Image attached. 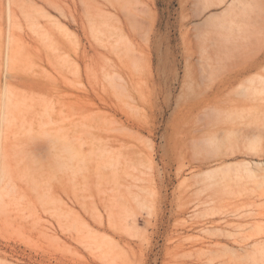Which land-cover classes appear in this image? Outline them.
<instances>
[{"label":"rangeland","instance_id":"obj_1","mask_svg":"<svg viewBox=\"0 0 264 264\" xmlns=\"http://www.w3.org/2000/svg\"><path fill=\"white\" fill-rule=\"evenodd\" d=\"M232 1L0 0V264H264V189L211 182L264 120V0Z\"/></svg>","mask_w":264,"mask_h":264},{"label":"bare ground","instance_id":"obj_2","mask_svg":"<svg viewBox=\"0 0 264 264\" xmlns=\"http://www.w3.org/2000/svg\"><path fill=\"white\" fill-rule=\"evenodd\" d=\"M227 4H228V0H218V5H227ZM230 4H231V10L227 14L225 21L220 22V24L223 26L224 25H227L229 27L234 26L233 22L235 21L233 20L236 18L239 11H241L238 9H243V7L241 6L242 4L241 0H233ZM13 11H12V15H13ZM12 15L11 17L13 19ZM237 32L239 33V31ZM10 52H11V48L9 46L8 47V59H10L11 57ZM262 84H263V87L261 90L264 91V80ZM247 90H250V88H247ZM6 96L7 98L3 100L4 103L2 105V112H3L2 119H3L4 126H5L4 130L6 131V134L4 136L5 139H7L8 136L10 135L9 122L11 121L10 119L11 116L15 115V111L13 110L14 106L15 107L17 106V105H14V102L11 96H8V95ZM238 114L237 115L230 114L229 115L230 123L226 127L225 132L217 134L215 136V140L212 139L213 137L211 138V140H213V142H211L212 145L215 146L219 152V154L216 156L217 158L215 159L218 162L217 166L219 168L212 171L213 173L211 174V182L212 184L214 183V185L215 184L218 185L220 188V191L224 193V196H223L224 201L226 200V195H228L230 192L236 193L240 191V189H244V188L252 189V190H257V188L264 189V124L260 123V121H264L262 119L263 116H261L259 112H256V111L253 112L252 108L249 109L248 111H243L242 114H239V115ZM44 148H45V145L42 143L37 145L36 147V149L40 151L42 150L44 151ZM43 151L40 153V155L43 154ZM237 159H241V162L238 165L225 166V164L229 162L230 160H237ZM4 190L5 189H3V191ZM14 191H16V189ZM8 195H9V192H8ZM257 198L263 199L264 194L258 193ZM211 213L213 214V212ZM256 213L257 212L252 214V216L256 217L257 216ZM75 225L76 223L73 226L75 227ZM257 229H260V228L258 227Z\"/></svg>","mask_w":264,"mask_h":264}]
</instances>
